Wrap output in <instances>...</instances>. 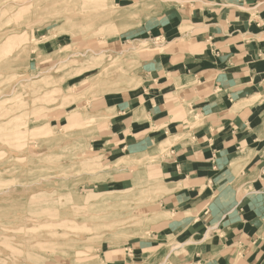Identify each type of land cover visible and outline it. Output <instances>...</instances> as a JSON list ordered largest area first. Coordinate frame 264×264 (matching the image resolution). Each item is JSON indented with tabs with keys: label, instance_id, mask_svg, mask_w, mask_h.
<instances>
[{
	"label": "rangeland",
	"instance_id": "1",
	"mask_svg": "<svg viewBox=\"0 0 264 264\" xmlns=\"http://www.w3.org/2000/svg\"><path fill=\"white\" fill-rule=\"evenodd\" d=\"M21 1L0 0V264H110L146 236L165 183L145 167L158 157L95 141L110 99L141 90L140 53L165 49L141 42L142 12L175 0Z\"/></svg>",
	"mask_w": 264,
	"mask_h": 264
},
{
	"label": "crops",
	"instance_id": "2",
	"mask_svg": "<svg viewBox=\"0 0 264 264\" xmlns=\"http://www.w3.org/2000/svg\"><path fill=\"white\" fill-rule=\"evenodd\" d=\"M142 14L138 34L165 49L140 53L142 88L110 99L95 143L118 159L158 157L145 167L165 185L146 236L108 263L264 264V0ZM166 135L159 157L152 141Z\"/></svg>",
	"mask_w": 264,
	"mask_h": 264
},
{
	"label": "bare ground",
	"instance_id": "3",
	"mask_svg": "<svg viewBox=\"0 0 264 264\" xmlns=\"http://www.w3.org/2000/svg\"><path fill=\"white\" fill-rule=\"evenodd\" d=\"M23 1V0H22ZM21 1V2H22ZM20 2V1H19ZM24 2V1H23ZM22 8V7H21ZM22 11L24 12V10L22 9ZM22 16V15H21ZM16 18H18V17H16ZM20 19V18H19ZM18 19V20H19ZM17 22V21H16ZM6 23V22H5ZM25 35H26V33H25V31H22V32H20L19 33V35H16V38L18 39V41H17V39H12V38H10L11 39V41H13V42H15V43H17L18 45V47H20V49L23 47L22 46V44L24 43V41H25V39L27 38V36L25 37ZM8 40V39H7ZM6 40V41H7ZM51 41V40H50ZM143 43H144V45H146L147 43H148V40H144V41H142ZM6 44V43H5ZM7 48V47H6ZM8 49V48H7ZM22 50V49H21ZM47 116V115H46ZM43 117V116H42ZM41 117V118H42ZM38 118H39V116H38ZM36 119V118H35ZM43 127V126H42ZM42 127H40V129L42 128ZM45 134V133H44ZM20 150V149H19ZM171 213V212H170ZM173 214V213H172ZM175 214V213H174ZM157 216H159V217H161V214H157ZM29 242V241H28ZM80 252V251H79ZM83 259V258H82ZM78 260H81V258L80 259H78ZM84 261V260H83Z\"/></svg>",
	"mask_w": 264,
	"mask_h": 264
},
{
	"label": "built area",
	"instance_id": "4",
	"mask_svg": "<svg viewBox=\"0 0 264 264\" xmlns=\"http://www.w3.org/2000/svg\"><path fill=\"white\" fill-rule=\"evenodd\" d=\"M128 251V250H127Z\"/></svg>",
	"mask_w": 264,
	"mask_h": 264
}]
</instances>
